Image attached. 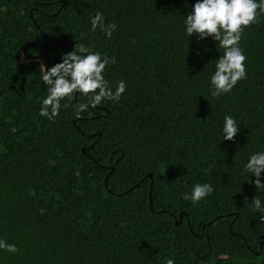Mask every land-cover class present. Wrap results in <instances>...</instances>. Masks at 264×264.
<instances>
[{"label": "trees", "instance_id": "trees-1", "mask_svg": "<svg viewBox=\"0 0 264 264\" xmlns=\"http://www.w3.org/2000/svg\"><path fill=\"white\" fill-rule=\"evenodd\" d=\"M97 10L111 38L89 30ZM186 11L185 0H0V237L18 249L0 264H264L251 204L264 189L241 170L264 147V16L241 37L247 78L213 97L223 50L183 35ZM82 47L114 59L105 79L125 92L78 117L75 97L39 116L43 67ZM225 114L240 127L232 140ZM204 182L208 197L182 199Z\"/></svg>", "mask_w": 264, "mask_h": 264}, {"label": "clouds", "instance_id": "clouds-1", "mask_svg": "<svg viewBox=\"0 0 264 264\" xmlns=\"http://www.w3.org/2000/svg\"><path fill=\"white\" fill-rule=\"evenodd\" d=\"M186 13L183 15L182 32L189 40L195 36L197 41L211 38L222 54L214 59V67L208 76V87L213 97L230 93L237 82L247 78L245 61L247 59L244 49L240 45L245 29L259 22L264 16V0H194L188 8L185 0ZM90 31L100 32L106 38H111L116 30V24L105 22L104 14L97 10L89 18ZM114 59L82 47L77 51L70 50L61 54L60 62L50 67L45 66L40 76L44 86L45 95L39 100L38 115L49 121L59 114L61 107L68 108V101L77 98L72 105L74 116L78 117L88 108H95L103 101H119L126 90L123 79L115 83L114 88L105 79V68ZM85 97V102H79L78 96ZM66 98V99H65ZM61 100H65L63 106ZM240 127L236 119L230 115L223 116L220 127L222 140H232ZM242 172L247 176L246 181L252 177L256 190L264 189V147L249 152L242 162ZM210 183H194L190 191L185 192L183 200L196 204L213 193ZM255 211L264 213V201L256 195L251 200ZM264 222V215L260 216ZM0 251L15 254L18 249L14 243L7 242L0 237ZM163 264H175L171 258L165 259Z\"/></svg>", "mask_w": 264, "mask_h": 264}, {"label": "water", "instance_id": "water-1", "mask_svg": "<svg viewBox=\"0 0 264 264\" xmlns=\"http://www.w3.org/2000/svg\"><path fill=\"white\" fill-rule=\"evenodd\" d=\"M24 50H25V53H26V48H25ZM36 58H40V57L30 56L29 59H36ZM47 64H48V66L51 64L49 58H48ZM45 70H47V66L45 67ZM74 122H76V120H74ZM113 170H114V168L111 169L110 173H111ZM149 175H150V177H152V173H149ZM106 179H107V177H106ZM152 181H153V179H151V184H152ZM151 190H152V187H150V194H151ZM151 208H153V206H152V201H151ZM185 213H186L185 211L180 212V214H179V221H182V219H183V214H185Z\"/></svg>", "mask_w": 264, "mask_h": 264}, {"label": "flooded vegetation", "instance_id": "flooded-vegetation-1", "mask_svg": "<svg viewBox=\"0 0 264 264\" xmlns=\"http://www.w3.org/2000/svg\"><path fill=\"white\" fill-rule=\"evenodd\" d=\"M40 58H42V56H39ZM43 59V58H42Z\"/></svg>", "mask_w": 264, "mask_h": 264}]
</instances>
